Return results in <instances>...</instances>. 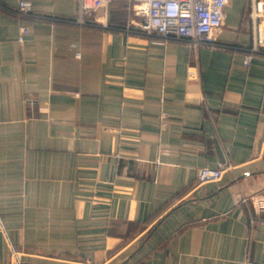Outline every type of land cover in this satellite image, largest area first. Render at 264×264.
<instances>
[{
    "label": "crops",
    "instance_id": "crops-1",
    "mask_svg": "<svg viewBox=\"0 0 264 264\" xmlns=\"http://www.w3.org/2000/svg\"><path fill=\"white\" fill-rule=\"evenodd\" d=\"M19 1L0 0V264H264V207L242 201L264 192L251 0L216 45L148 35L124 0L91 26L77 0Z\"/></svg>",
    "mask_w": 264,
    "mask_h": 264
},
{
    "label": "built area",
    "instance_id": "built-area-1",
    "mask_svg": "<svg viewBox=\"0 0 264 264\" xmlns=\"http://www.w3.org/2000/svg\"><path fill=\"white\" fill-rule=\"evenodd\" d=\"M113 0H77L78 18L81 25H97L101 23L96 14L99 10H107ZM127 9L137 21L136 26L148 35L165 39H183L195 44L216 45L215 38L224 24L226 8L231 0H124ZM18 15L29 17L33 15L30 0H20ZM249 18L256 34L257 26L264 31V3L256 7L255 0H251ZM27 34V28L19 27L18 42L22 43ZM256 46L254 47V49ZM250 63V57H245L244 64ZM194 75V72L190 73ZM223 168L201 167L198 172L197 184L217 181L221 177ZM243 203L254 208L264 207V192L256 193L249 199L243 198ZM12 257L19 264L16 253L11 249ZM241 264H258L245 257Z\"/></svg>",
    "mask_w": 264,
    "mask_h": 264
}]
</instances>
